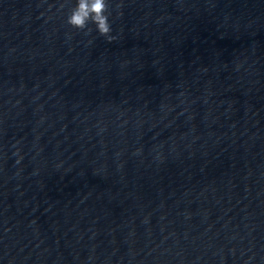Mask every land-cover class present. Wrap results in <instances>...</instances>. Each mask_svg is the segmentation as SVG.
<instances>
[{"label": "water", "instance_id": "obj_1", "mask_svg": "<svg viewBox=\"0 0 264 264\" xmlns=\"http://www.w3.org/2000/svg\"><path fill=\"white\" fill-rule=\"evenodd\" d=\"M75 4L0 0V264H264V0Z\"/></svg>", "mask_w": 264, "mask_h": 264}, {"label": "clouds", "instance_id": "obj_2", "mask_svg": "<svg viewBox=\"0 0 264 264\" xmlns=\"http://www.w3.org/2000/svg\"><path fill=\"white\" fill-rule=\"evenodd\" d=\"M120 7H123L121 4ZM109 0H76L66 19V23L74 30L84 32L86 35L93 31L89 25L95 26L99 36L104 37L109 43L115 40L113 28L110 23ZM120 15H123L121 12ZM91 43V41H89ZM23 157H21V160Z\"/></svg>", "mask_w": 264, "mask_h": 264}]
</instances>
